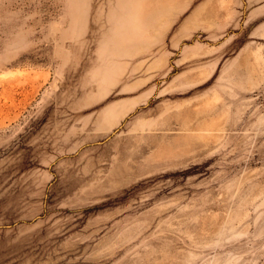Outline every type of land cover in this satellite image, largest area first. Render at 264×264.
<instances>
[{
    "label": "rangeland",
    "instance_id": "374dc122",
    "mask_svg": "<svg viewBox=\"0 0 264 264\" xmlns=\"http://www.w3.org/2000/svg\"><path fill=\"white\" fill-rule=\"evenodd\" d=\"M137 1L0 0V264H264V0Z\"/></svg>",
    "mask_w": 264,
    "mask_h": 264
},
{
    "label": "crops",
    "instance_id": "0c3cea01",
    "mask_svg": "<svg viewBox=\"0 0 264 264\" xmlns=\"http://www.w3.org/2000/svg\"><path fill=\"white\" fill-rule=\"evenodd\" d=\"M139 1V0H138ZM138 1L137 2H135V4H133V5H131V6H129V8H128V10H129V13L132 15V16H135V11L136 10H140V11H143V9H141L142 8V5L140 6V8H137L136 6L138 5ZM81 5V4H80ZM140 26L141 25H138L137 23H134L133 25H132V27H133V30H137L138 28H140ZM142 28V27H141ZM124 32H128L127 30H125ZM136 35H138V34H136Z\"/></svg>",
    "mask_w": 264,
    "mask_h": 264
}]
</instances>
